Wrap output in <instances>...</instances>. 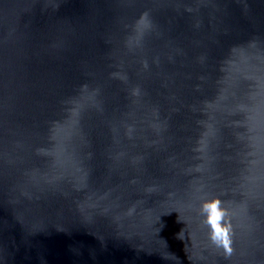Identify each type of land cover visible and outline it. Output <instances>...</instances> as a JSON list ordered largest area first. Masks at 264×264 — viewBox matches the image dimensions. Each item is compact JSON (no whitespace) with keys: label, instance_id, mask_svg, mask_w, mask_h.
<instances>
[{"label":"water","instance_id":"water-1","mask_svg":"<svg viewBox=\"0 0 264 264\" xmlns=\"http://www.w3.org/2000/svg\"><path fill=\"white\" fill-rule=\"evenodd\" d=\"M0 264H264V0H0Z\"/></svg>","mask_w":264,"mask_h":264},{"label":"clouds","instance_id":"clouds-1","mask_svg":"<svg viewBox=\"0 0 264 264\" xmlns=\"http://www.w3.org/2000/svg\"><path fill=\"white\" fill-rule=\"evenodd\" d=\"M201 214L205 217V223L210 228V239L218 247H222L228 255H231L232 239L231 225L226 223L227 209L222 206L220 199L207 201L201 206Z\"/></svg>","mask_w":264,"mask_h":264}]
</instances>
